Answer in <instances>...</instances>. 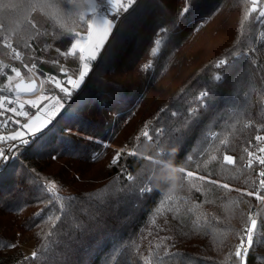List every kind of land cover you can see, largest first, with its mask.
<instances>
[{"label": "trees", "instance_id": "obj_1", "mask_svg": "<svg viewBox=\"0 0 264 264\" xmlns=\"http://www.w3.org/2000/svg\"><path fill=\"white\" fill-rule=\"evenodd\" d=\"M252 7L137 0L127 10L49 127L0 163V264H242L235 252L253 216L243 264H264V203L241 195L254 192L248 152L264 133V0ZM73 15L67 0H0V50L11 42L23 54L24 81L34 80L25 63L40 77L65 75L57 60L75 71L55 50L75 42L68 26L87 33ZM168 165L185 169L176 190ZM30 240L35 255L22 257Z\"/></svg>", "mask_w": 264, "mask_h": 264}, {"label": "snow or ice", "instance_id": "obj_2", "mask_svg": "<svg viewBox=\"0 0 264 264\" xmlns=\"http://www.w3.org/2000/svg\"><path fill=\"white\" fill-rule=\"evenodd\" d=\"M101 3L105 2V0H100ZM136 2V0H128V3H122L121 0H107V3L112 4L117 8V10H124L127 11V9ZM67 3L72 5V9L74 12V15L72 17L73 24L83 23L87 27V34L81 35L78 32H75L73 30V27L68 26L67 32L72 37V39L75 40V43H71V46L69 48H66L63 53L60 52L59 49H55L59 55H62L66 59H75V71L72 70V68L67 67L64 64H60L59 61H54L53 63L56 64L58 67V71L64 72L65 75L68 78V82L73 85V87H78L79 84L84 80L86 74L89 71V64L83 63L82 66L80 65V61H86V60H96L98 51L103 47L105 39L107 38L109 32L111 31L113 25L112 22L108 19H106L104 16L97 14L96 8H97V0H67ZM253 7L251 9L252 12H256L257 9L255 7L257 0H252ZM188 11V8L185 7L182 9L181 14ZM92 13L91 16L88 15V13ZM259 16L264 17V11H259ZM162 31H166L162 29ZM161 44L160 40L156 41V47L159 48ZM6 48L10 49L12 52L13 59L15 60H21V53L16 50V48L13 47L12 44H5ZM87 46V47H85ZM156 53V49H153V54ZM226 64L225 60H221L217 63L216 67H221L222 65ZM25 69H27L29 72L32 71V69L36 68V64L33 63L31 65V68H29V65L25 63L23 65ZM146 68L149 67L148 65L145 66ZM11 72L14 73L16 77L21 76V72L16 68L12 67ZM78 72L79 79H73V76ZM7 80L11 81L13 77L11 75L6 77ZM215 79L217 81L221 80L220 76H216ZM55 84V87H58L63 92H68L67 88L62 87L61 83L58 80L53 81ZM9 91H12V88L10 87L8 89ZM4 91V89H0V92ZM37 91L36 82L35 80H31V82L27 85H25L24 81L22 80L19 84L15 85V92L17 93L16 99L13 100L10 97L0 95V117H3L5 113L11 112L16 114L17 116L23 115L25 117L28 116V111H19L23 110L25 108V103L31 105L32 107H36V101L28 100L26 102H20L19 93L21 92H28V93H34ZM207 93H203L202 96H206ZM41 99H44V97H41ZM13 104H17V107H10ZM58 106V102H57ZM25 126H27V121L25 122ZM0 127H4L5 130H7L6 122L3 120H0ZM141 136L145 137L148 140H152V137L149 135L147 131H143L140 133ZM19 137V133L7 136V137H0V140H16ZM139 136L136 138L139 140ZM257 141L264 142V136L257 135L255 137ZM23 142V141H22ZM226 143V141L224 142ZM11 149H9L10 151ZM259 152L264 153V147H259ZM2 154V153H0ZM131 155H136V152L129 153ZM121 153H117L116 156L112 160V164H116L120 159ZM167 155V153H165ZM248 156L252 157L247 161V167L252 168L253 162L255 161L259 165L264 166V156L255 155L254 152L249 151ZM215 159V157H213ZM223 161L226 164L229 165H235L237 163V160L232 155H224ZM185 169L181 168V173H184ZM187 177L191 178L194 176V173L191 171H188L186 173ZM260 179L258 181V184L260 186H264V170L260 171L258 173ZM199 179L204 180L205 177L201 176ZM208 183L216 185L217 187H220L225 190L232 191L233 189H230V186L228 183H220L217 180H209ZM56 187L55 184H51L49 186V190H54ZM236 191H240L239 189H236ZM255 194L256 199L259 200L261 203H264V195H260V193L253 191H248L247 193L241 192V195H247V196H253ZM251 224L250 227L245 229V237L241 238V243L238 247V249L235 252V257L239 258L243 264L244 262V251H245V243L247 245H251L253 243V232L257 227V220L254 218L249 217ZM35 255V254H34Z\"/></svg>", "mask_w": 264, "mask_h": 264}, {"label": "built area", "instance_id": "obj_3", "mask_svg": "<svg viewBox=\"0 0 264 264\" xmlns=\"http://www.w3.org/2000/svg\"><path fill=\"white\" fill-rule=\"evenodd\" d=\"M121 2L127 4L128 0H121ZM132 6H133V4L129 8H131ZM96 12H97L98 16L102 15L105 18L109 19L110 21L114 22L115 24H117L120 20H122V18L127 13V11H124L122 9L117 10L116 7H114L112 4L107 3V1H105L103 3H98L97 8H96ZM257 42H258L257 44L259 45V47H261V50L264 49V24H263L262 28L258 29ZM6 44H12V43L7 42ZM13 47L16 48L14 45H13ZM16 50L19 51L17 48H16ZM261 50H260V55L262 53ZM253 52H254V50H252L249 54L251 55ZM21 57H22L21 60H15V59H13L12 52L10 49L5 47L4 50H0V89H4V91L0 92V95L10 97L13 100H15L16 96H17V93L15 92V85L17 83H19L20 81L24 80L23 79L24 77L21 74L20 77H18L16 79H12L11 81L7 80L6 77L11 75V68L12 67L17 68V64L19 62L23 61L24 56L22 53H21ZM97 60L98 59L96 58V60H94V61L93 60H86L84 62L88 63L89 65H94L97 62ZM29 68H31V67H29ZM31 73H36V68L32 69ZM48 78H50V79H48ZM44 79L48 85L50 84V85L54 86L53 81L58 80V79H62V77L46 74V75H44ZM63 84L67 85V80H65L63 82ZM10 87L12 88V91L8 90ZM59 90L61 93H64L63 91H61V89H59ZM70 98H72V96L70 97V94H68V95H65L64 100L67 101V100H70ZM20 102H22L21 99H20ZM10 107H17L18 108V105L13 104ZM18 110L19 111H28V114H30L31 111H33L29 105H25V108L23 110H20L19 108H18ZM22 116L23 115L17 116L14 113L7 112L4 114L3 117H0V120H3L6 122V127H7V130H5L4 127H0V134L3 137H7L9 132L14 128V126L17 125V120H19L20 117H22ZM35 136L22 137V138L16 139V140H0V143L2 144V148H1L2 154L0 155V163L3 164L4 162H6L8 157H10L12 155L13 150L17 145H19V144L28 145L31 142L32 138ZM259 136H264V133L260 134ZM261 143H262V147H264V142H261ZM9 149H11V150L9 151ZM254 154L264 156V153H260L259 150ZM262 170H264V166L259 165L257 175H256V185L254 187V193L258 192V193H260V195H264V186H260L258 184V181L260 179L258 173ZM254 196H255V194H254Z\"/></svg>", "mask_w": 264, "mask_h": 264}, {"label": "rangeland", "instance_id": "obj_4", "mask_svg": "<svg viewBox=\"0 0 264 264\" xmlns=\"http://www.w3.org/2000/svg\"><path fill=\"white\" fill-rule=\"evenodd\" d=\"M259 2H260V0H257L256 5ZM98 3L99 2H97V4ZM88 15L91 16L92 13L89 12ZM112 25H113V27H112L111 31L109 32L107 38L105 39L104 45L108 41V39H109L110 35L112 34V31H113L116 24L114 22H112ZM86 34L87 33H84L81 35H86ZM104 45H103V47H104ZM85 47H87V46H85ZM103 47L98 51L97 58L100 55L101 51L103 50ZM90 70H91V67L89 66L88 73L90 72ZM33 76H34V80L37 83V91H35L34 93H22L21 92V93H19V98L21 99L22 102H26L28 100L36 101V107H32L31 105L25 103V105H29L33 111H31V113L28 114L27 117L22 116V117H20L19 120H17L16 133H19V137L17 139H20L22 137L35 136L38 133L42 132L43 130L47 129L49 127V125L51 124L52 119L55 118L57 116V114L60 112V110L63 108V103L65 102L63 94L59 95L57 93L50 91L51 88H54V89L60 91L59 90L60 88L55 87V84H53L54 86H52L50 84L48 85L46 83L44 77H40L37 73H34ZM60 76L62 77V79H58V81L61 83L62 87L68 89V92H64V93L70 94L71 91L78 88V87H73V85L68 82L67 76H65L64 74H62ZM16 78H18V77H16L14 75L13 79H16ZM48 79H50V78H48ZM73 79H75V78H73ZM65 80H67V85L63 84V82ZM82 82L80 84H82ZM62 96H63V98H62ZM41 97H44V99H41ZM60 97L64 100V102H62L60 100L61 99ZM57 102H58V106H57ZM26 121H27V126H25ZM16 133H14V134H16ZM10 135H12V134L9 133L8 136H10ZM0 136L3 137L1 134H0ZM51 184H53V183L46 184L48 190H49V186ZM49 192L50 193H56V187L54 190H49ZM252 218H254V216ZM250 224H251V221H250ZM34 248H35V242L32 240L27 241L21 247L22 257L33 256L34 255ZM248 248H249V245H247L245 243L244 253L248 250Z\"/></svg>", "mask_w": 264, "mask_h": 264}, {"label": "clouds", "instance_id": "obj_5", "mask_svg": "<svg viewBox=\"0 0 264 264\" xmlns=\"http://www.w3.org/2000/svg\"><path fill=\"white\" fill-rule=\"evenodd\" d=\"M150 146L145 145V149L147 150ZM170 171L167 173L165 179L171 181V190H176L179 185L180 176L179 173L181 172V168H172L171 165H168Z\"/></svg>", "mask_w": 264, "mask_h": 264}, {"label": "water", "instance_id": "obj_6", "mask_svg": "<svg viewBox=\"0 0 264 264\" xmlns=\"http://www.w3.org/2000/svg\"><path fill=\"white\" fill-rule=\"evenodd\" d=\"M24 81V80H23ZM21 82V81H20ZM19 82V83H20ZM31 82V80L30 81H24V83H25V85H27V84H29ZM36 82V81H35ZM19 83H17V84H19ZM36 87H37V83H36ZM22 93H28V92H22Z\"/></svg>", "mask_w": 264, "mask_h": 264}]
</instances>
